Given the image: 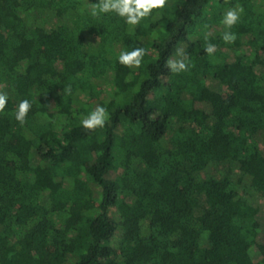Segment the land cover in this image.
Wrapping results in <instances>:
<instances>
[{
	"label": "trees",
	"instance_id": "trees-1",
	"mask_svg": "<svg viewBox=\"0 0 264 264\" xmlns=\"http://www.w3.org/2000/svg\"><path fill=\"white\" fill-rule=\"evenodd\" d=\"M98 2L0 0V264H264V0H166L135 26Z\"/></svg>",
	"mask_w": 264,
	"mask_h": 264
},
{
	"label": "clouds",
	"instance_id": "clouds-1",
	"mask_svg": "<svg viewBox=\"0 0 264 264\" xmlns=\"http://www.w3.org/2000/svg\"><path fill=\"white\" fill-rule=\"evenodd\" d=\"M90 9L92 17H99L101 14L109 12L116 13L119 17L124 18L128 25H138L141 20L149 17L154 9H162L166 5V0H99L98 3H92ZM244 9L240 6L230 8L223 14L222 23L227 29L222 39L225 43H235L237 34L231 29L240 21ZM216 45L209 43L204 49L209 55L215 53ZM184 54L181 53V56ZM145 56V49L142 46H131V50L121 51L118 55V62L128 67H139ZM165 66L172 73H182L189 71L192 66L191 61L187 58L177 60H166ZM66 91L70 92L68 88ZM9 102V95L0 91V111H3ZM32 107L29 99H21L18 101L15 109V120L21 125L26 122V117ZM108 119V111L103 105H97L84 117L80 124L83 128L95 130L103 128Z\"/></svg>",
	"mask_w": 264,
	"mask_h": 264
}]
</instances>
